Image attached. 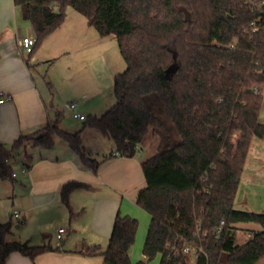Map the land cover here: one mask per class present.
<instances>
[{
  "label": "trees",
  "instance_id": "obj_1",
  "mask_svg": "<svg viewBox=\"0 0 264 264\" xmlns=\"http://www.w3.org/2000/svg\"><path fill=\"white\" fill-rule=\"evenodd\" d=\"M35 31V49L60 26L68 6L100 35H115L126 67L114 78L115 103L89 115L70 132L59 117L40 129L0 141V178L14 179L13 160L27 147L52 148L61 138L87 168L83 130L111 138V155L134 156L153 139L156 151L141 165L146 186L136 203L150 216L144 259L132 261L138 218L116 212L105 248L76 251L102 256V264H259L264 257V211L235 208V197L254 137L264 139V0H14ZM255 22V25H253ZM176 66L174 70L172 67ZM239 135L235 137L236 133ZM31 166V154L27 155ZM88 184L69 180L60 198L71 216V193ZM259 223L244 241L237 224ZM23 221L19 222V224ZM0 219V264L12 252L31 259L60 251L50 242L32 244ZM186 247L194 252H185Z\"/></svg>",
  "mask_w": 264,
  "mask_h": 264
},
{
  "label": "crops",
  "instance_id": "obj_2",
  "mask_svg": "<svg viewBox=\"0 0 264 264\" xmlns=\"http://www.w3.org/2000/svg\"><path fill=\"white\" fill-rule=\"evenodd\" d=\"M26 36L35 39L31 22L22 16L14 0H0V91L10 96L0 103L1 142L10 145L19 135L40 129L58 117L59 125L66 129V109L68 116L80 119L74 114L86 118L82 111L85 107L93 112L90 115H100L115 103L114 78L126 67L115 35H100L86 16L68 6L63 23L35 49L22 48L20 40ZM72 101L74 108L69 105ZM256 139L251 144L256 147L252 164L264 165V142ZM140 150L130 157L111 155L110 151L97 157L100 165L94 171L84 166L78 153L64 141L55 140L52 148L27 145L20 155L24 158L21 173L25 175L23 186L30 205L14 208L13 212L18 210L25 218L56 209L66 215L69 228L60 242L57 231L55 235L45 234L48 242L60 245L62 250L42 252L35 259L12 252L7 263L102 264V256H86L76 250L91 244L105 248L119 209L146 223L150 221L149 215L133 209L137 193L146 186ZM28 154L32 159L29 168ZM15 174L14 178L18 176ZM69 180L88 184L70 195V205L76 212L73 216L60 198V188ZM146 230L144 227L137 235L144 238ZM14 236L24 240L16 230Z\"/></svg>",
  "mask_w": 264,
  "mask_h": 264
},
{
  "label": "rangeland",
  "instance_id": "obj_3",
  "mask_svg": "<svg viewBox=\"0 0 264 264\" xmlns=\"http://www.w3.org/2000/svg\"><path fill=\"white\" fill-rule=\"evenodd\" d=\"M81 104H79L80 106ZM105 109V108H104ZM84 114L88 117L90 113L87 108H83L82 110ZM260 120L264 122V100L262 103ZM84 125V120L73 118L72 115L67 114L66 109V130L70 132H75L81 129ZM85 132V131H84ZM83 132L84 146L86 153L93 157H103L104 154L109 153L112 150H115L116 146L114 141L101 134L99 131L94 129L86 130ZM238 136L236 133L235 137ZM55 140H58L59 143L63 142L59 137H56ZM256 140H260V142H264L262 139L257 137ZM27 145L30 148H39L33 147L30 141H27ZM156 143L153 139H147L144 143H142V148L140 153L143 155V158L150 156L152 153L156 151L155 147ZM252 150L248 154L246 163L242 170L240 184L235 197V208L237 209H247L253 211H264V165L260 164H252V158L254 151L256 150L255 143L252 145ZM21 154V153H20ZM18 155L13 160V168L14 171L18 173V176L14 179L0 178V219L2 221H11L13 224L14 230L16 233L20 235L24 240L30 239L33 243H43L44 241L48 242V238H45V234L47 235H55L57 228L59 226H64L65 228H69V223L66 222V215L62 216L58 214L55 210L52 209L49 211H45L42 215L36 214L35 216L27 215V217L23 218V223H17V220L12 217V212L14 208L23 209L22 206L30 205V199L28 195L25 193V188L23 183L25 182V175L21 173V167L23 164V156ZM133 209L137 210L141 215L148 216L149 214L140 207L136 201L133 203ZM137 212V213H138ZM70 215L68 214V218ZM137 217V216H136ZM138 218L139 225L138 231L144 230V227L148 231L149 222L146 223L143 218ZM74 220V219H73ZM238 230V241H244L249 237L248 232L253 230H259L263 227L259 223L255 222H240L237 224ZM144 238L138 236L136 234L135 242L131 247V259L132 261H138L144 259L143 257V246H144ZM66 238V234L64 236ZM46 239V240H45ZM53 243L55 239L52 240ZM62 241V240H61ZM108 243V242H107ZM107 246V244H106ZM105 246V247H106ZM98 257V255L96 256ZM160 255H157L155 258L151 260L145 259V264H159ZM259 264H264V257L259 261Z\"/></svg>",
  "mask_w": 264,
  "mask_h": 264
},
{
  "label": "built area",
  "instance_id": "obj_4",
  "mask_svg": "<svg viewBox=\"0 0 264 264\" xmlns=\"http://www.w3.org/2000/svg\"><path fill=\"white\" fill-rule=\"evenodd\" d=\"M253 25H255V22H253ZM34 44H35V39L32 38V37H29V36L23 37V38L20 40V45L22 46L23 49H25V50H27V51H30V50L32 49V47L34 46ZM254 89H255L256 92L261 93V94L263 95V97H264V90L260 89L258 86H255ZM8 99H10V96H9V95H5V94H3V93L0 91V103H3V102H5V101L8 100ZM69 105H70L72 108H74V107H75V102L72 101V102H70ZM74 116H75V117H78V118H80V119H85V116L82 115V114H80V113H75ZM13 175L15 176L16 174L14 173ZM13 215H14L15 218L18 219V222H21V221L23 220V215H22V213H21L20 211L15 210V211L13 212ZM66 231H67V230H66V228H64V227H60V228H58V230H57V239H58L59 242L61 241V239H62V237H63V235H64V233H65ZM184 251H185V252H188V251H192V252H194L193 248H190V247H186V248L184 249Z\"/></svg>",
  "mask_w": 264,
  "mask_h": 264
},
{
  "label": "water",
  "instance_id": "obj_5",
  "mask_svg": "<svg viewBox=\"0 0 264 264\" xmlns=\"http://www.w3.org/2000/svg\"><path fill=\"white\" fill-rule=\"evenodd\" d=\"M176 68V66L172 67L171 70H174Z\"/></svg>",
  "mask_w": 264,
  "mask_h": 264
}]
</instances>
